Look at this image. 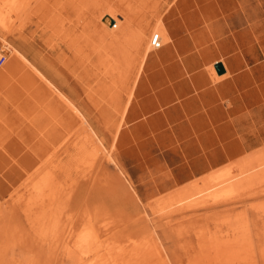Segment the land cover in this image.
I'll return each instance as SVG.
<instances>
[{"label": "rangeland", "instance_id": "374dc122", "mask_svg": "<svg viewBox=\"0 0 264 264\" xmlns=\"http://www.w3.org/2000/svg\"><path fill=\"white\" fill-rule=\"evenodd\" d=\"M0 43V264H264V0H0Z\"/></svg>", "mask_w": 264, "mask_h": 264}, {"label": "bare ground", "instance_id": "6f19581e", "mask_svg": "<svg viewBox=\"0 0 264 264\" xmlns=\"http://www.w3.org/2000/svg\"><path fill=\"white\" fill-rule=\"evenodd\" d=\"M114 16V15H113ZM157 36L159 37V39H158V42H159V48H161L162 47V44H161V39H160V35L159 34H157ZM4 40V39H3ZM4 42H5V44H2L3 45V48L5 47V48H7L8 50H9V53H10V49H9V44L4 40ZM1 44V43H0ZM2 48V47H1ZM152 48H153V50H157V49H159V48H156V47H154L153 45H152ZM104 50V49H103ZM106 50V49H105ZM2 52H3V50H1ZM5 53V52H4ZM7 53V52H6ZM5 53V54H6ZM8 54V53H7ZM113 56V55H112ZM105 60V59H104ZM7 63V55H6V60H5V62L1 65V66H3L4 64H6ZM0 66V67H1ZM222 67H223V65H222ZM218 73V72H217ZM222 73H224V71L223 72H221L220 74H222ZM1 74V73H0ZM260 160V159H259ZM40 162V161H39ZM261 166V165H260ZM259 166V167H260ZM220 183V182H219ZM227 188V187H226ZM212 189V188H211ZM218 189V188H217ZM214 190H215V187H214ZM214 190H211L212 192L214 191ZM229 191V190H228ZM234 192V191H233ZM210 193V192H209ZM229 193V192H228ZM216 195H217V193H216ZM220 195V194H219ZM217 197V196H216ZM91 247V246H90ZM100 250V249H99ZM155 251V254H157V256L158 257H160V255H161V251L159 250V248H157V247H155V249L153 250V252ZM156 257V256H155ZM161 259V258H160ZM162 261V260H161Z\"/></svg>", "mask_w": 264, "mask_h": 264}, {"label": "built area", "instance_id": "2783aa9c", "mask_svg": "<svg viewBox=\"0 0 264 264\" xmlns=\"http://www.w3.org/2000/svg\"><path fill=\"white\" fill-rule=\"evenodd\" d=\"M158 39H159V37L157 36V34H155V35L152 37V40H151V44H152L154 47H156V48H159V42H158ZM5 60H6V54L0 50V66L5 62Z\"/></svg>", "mask_w": 264, "mask_h": 264}, {"label": "water", "instance_id": "95a60500", "mask_svg": "<svg viewBox=\"0 0 264 264\" xmlns=\"http://www.w3.org/2000/svg\"><path fill=\"white\" fill-rule=\"evenodd\" d=\"M215 67L217 68L219 73L224 71V68L222 67V64L220 62L216 63Z\"/></svg>", "mask_w": 264, "mask_h": 264}]
</instances>
